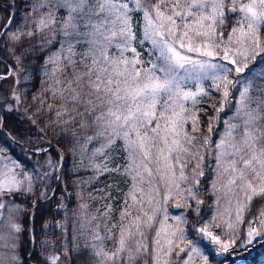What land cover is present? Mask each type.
I'll return each mask as SVG.
<instances>
[{
    "label": "snow or ice",
    "instance_id": "1",
    "mask_svg": "<svg viewBox=\"0 0 264 264\" xmlns=\"http://www.w3.org/2000/svg\"><path fill=\"white\" fill-rule=\"evenodd\" d=\"M60 10L66 16H58ZM226 10L232 26L225 39ZM32 11L33 30L12 33L10 39L38 35L47 46L59 44L46 60L51 67L44 75L51 84L45 91L54 101L46 107L52 123L79 145L80 166L96 173L83 183L120 171L108 166L117 141L126 153L123 175L131 186L119 222L108 223L111 204L99 218L86 220L97 264H148L149 257L152 264H172L174 251L186 253L182 264H209L200 244L187 238V218L172 216L169 224L167 213L168 201L180 195L184 203L175 207L194 203L192 211L199 216L206 154L214 156L210 191L217 206L208 224L223 225L225 238L208 224H193V233L221 255L264 240V204L250 218L244 237L239 235L253 200L264 199V0H37ZM213 92L219 94V106L207 105L216 113L207 118L209 135L197 137L203 102ZM225 108L232 115L214 143L210 134ZM62 161L60 154L55 165L47 163L58 170ZM48 178L47 172L32 175L19 162L0 159V264H20L23 232L19 206L4 198L30 193ZM80 208L83 213L88 205ZM105 241H113L114 251ZM47 259L61 264L60 255Z\"/></svg>",
    "mask_w": 264,
    "mask_h": 264
},
{
    "label": "trees",
    "instance_id": "2",
    "mask_svg": "<svg viewBox=\"0 0 264 264\" xmlns=\"http://www.w3.org/2000/svg\"><path fill=\"white\" fill-rule=\"evenodd\" d=\"M36 2L37 0H0V4L10 9L13 14L8 30L0 38V60L6 62L12 68V75L5 80H0V91L2 96H6V93L8 96L9 90L14 88L13 91L20 95L18 103H12L13 109L10 112L5 113L0 110L3 115L0 143L5 147L9 142V138L19 143L25 142L23 145L25 148L11 143L12 148L9 147V152L12 154H15L14 149L27 153L30 148L36 147L38 143V148L55 147L58 152L51 149L46 154L32 157L39 161L43 160L44 155L49 154L57 159L60 153L64 158V166L59 176L58 189L54 198L35 210L31 222L30 212L33 210V202L35 201V205H38L43 199L37 196L38 193H35L31 199L24 201L27 212L22 220L24 230L20 238L19 257L23 260V264H26L25 259L30 252L31 242L35 243L36 248L43 224L62 220L63 227L59 234L55 233L54 236H49L53 243V250L61 257V264H97V258L93 255L90 247L91 244L95 243L89 238L92 226L88 225L86 220L92 216L99 218L101 213L105 211L104 206L107 204L112 205V220L115 218L116 213L113 212V207L115 206L119 210L120 205L118 202L112 203L116 198L115 190L111 191L110 195L108 192L109 186H107L110 183L112 186L114 183L113 174L106 172L92 179L89 183H83V181L96 176V173L91 168L80 166L79 145L73 142L70 134L65 133L61 127L52 123L53 113L47 111V104H53L54 101L50 94L45 91L47 78L44 72L48 68L46 60L52 52L58 50L59 44L54 42L53 45L47 46L38 35L31 38L22 36L18 42L13 41L9 37V33L33 30L31 20L35 13L32 11V6ZM0 16L1 32L10 15L0 8ZM58 16H61V14H58ZM58 40L59 37H57ZM17 57L20 58V63H17ZM0 71L4 75L7 74V69L2 62H0ZM18 80L20 81L19 83H17ZM4 84H10L11 88L2 92ZM41 100L44 101L43 106L41 105ZM204 107L203 103L201 111L205 110L204 113H206V108L208 107ZM92 147L93 145H89V151H91ZM114 156H117L116 163H119L121 160L119 158V149L113 151L111 158ZM19 160L21 163L24 161L22 158H19ZM83 163L87 164L88 161L85 159ZM109 163L110 161H108V166L111 167ZM25 165L28 166V164ZM50 186V183L47 184V188L52 187ZM39 189L37 187V190ZM116 195L122 197V191ZM59 198L62 207L59 206L60 211L58 210L59 213H56L54 208L57 207ZM81 204L88 205L87 210L83 213L80 208ZM82 216L84 220H82ZM113 222H116V220ZM82 223L83 226H81ZM30 234L33 237L31 242ZM107 243L108 241H105V244ZM65 246L67 250L66 256L64 255ZM35 248L30 257L31 262L33 264H45L38 259ZM241 264H264V241L257 244Z\"/></svg>",
    "mask_w": 264,
    "mask_h": 264
},
{
    "label": "rangeland",
    "instance_id": "3",
    "mask_svg": "<svg viewBox=\"0 0 264 264\" xmlns=\"http://www.w3.org/2000/svg\"><path fill=\"white\" fill-rule=\"evenodd\" d=\"M59 12H61V13H59ZM59 12L57 13V15L61 14V16H66L65 10H60ZM226 16L228 17V19L226 21V25L224 28L225 39L227 38L228 33L231 31V26H232L231 17L228 16L227 10H226ZM142 23H143V21L141 19L140 24H142ZM1 27L2 26H1V16H0V28ZM136 31H137V39H139L140 38V25H136ZM10 36H11V34L9 33V37ZM143 47L145 49L144 58H147L146 50L149 47V45L147 43H145V45ZM139 50L140 49L138 48V51ZM50 67L51 66L48 65L47 69H49ZM0 76H5L2 71H0ZM50 84H51V81H49L47 79V88L49 87ZM206 86H207V82H206ZM10 88H11L10 84H4L3 88H2V92H5L7 89L9 90ZM13 89L9 90L8 96H7V93H6V96H2L1 91H0V110L5 112V113L10 112L11 109H13V105H12L13 101L11 100V98L14 95H16L15 94L16 92L13 91ZM218 102H219V94L213 92L212 99L206 100L203 102L205 105L204 108H206L207 105H210L212 103H216L217 106H219ZM204 111L203 112L200 111L199 132L193 133V135H195L197 137L203 136V135H209V133L207 132V127H208L207 118L210 116L216 115V113L211 108H206V113H204ZM231 115H232V113L227 108H225V112H221L219 114L220 120L213 126V132L210 134L211 139L214 143L219 140L220 135L224 132V129H225L224 121L226 119H228ZM191 127H192L191 124H189L187 126V131L190 133H191ZM21 143H22V145H24L25 142L24 143L21 142ZM38 145H39V143L36 145V147L30 148L27 153L20 152V151L14 149L15 154H12L9 152V147L12 148L10 141L8 142V144H6V146H5L6 148L3 147V145L0 143V159L4 160L6 162V161H8L9 158H11V159L19 162V164L23 166L24 171L29 173V174H32V175H35L36 172H41V173L47 172V173H49L48 182L47 183H44V182L36 183L34 185L32 192H30V193L29 192L15 193L11 197H5L4 198L5 200L10 199L13 205L19 206V217H18L17 222L22 225L23 230H24V227L22 224V220L24 219V215L27 212L26 206L24 205V201L27 199H31L35 193H38L37 196L43 199L42 202L38 205H35V201L33 202L34 203L33 208H35L37 206L36 209H38L42 204L48 203L52 198H54V196L57 192V190H56L55 194L49 200H47L51 196L52 191L54 189L53 182L56 179V173H57V170L49 168V165L47 162L49 160H51L53 162V164L55 165L56 162L60 159V156H59V158L55 159V158H53V156L48 154V155H44L43 160L38 161V160L34 159L32 156L43 155V154H46L47 152H49L51 150V149L47 150V148H38L39 147ZM116 149H119V152H120L119 158H121V160L119 161V163H116L117 156H114L113 158L110 157L109 158V161H110L109 164L111 165L110 168H119L120 171L119 172H116V171L110 172V174H113L112 176L114 179V183L112 184V186H111V183H110V185L108 184L107 186H109L108 192L110 195H111V191L115 190L116 198L113 200L112 203L118 202L120 207H119V210H117L115 206L113 207V212L116 213V216L113 220H112V216H111V219L108 221L109 224H111L115 220H116V222H113V223L119 222L120 212H121V209L124 205L125 194L129 191V188L131 186L130 178L123 175V168L126 164V153L123 149L122 142L117 141ZM19 158H22L24 161L21 163ZM100 159H102V158H100ZM100 159H98L97 162H100ZM63 161H64V158H63ZM214 163H215L214 156H209L206 154L205 160H204V173H205V175L203 178H201L202 192L205 193L202 195L201 198L204 200V204H202L200 206L199 216L194 215V213L192 211V208H195L194 203L192 204V208H188V207L177 208V207H175V204L177 202H179L181 204L184 203V197L180 196V195H174L173 198L170 199L168 201V204H167V213L170 217L168 223L169 224L173 223V221L171 220L172 216L181 215V216L186 217L188 223L184 226V228H185V232L187 234V238H188V240H191L193 243H199L200 244L201 250L204 251L206 255H208L209 264H241L247 258L249 253L256 247V245L261 243V241L252 244L247 249L235 248V249L230 250L231 254L221 255V254H218V250L216 249L215 245L210 244L208 242V240H206V239H202L201 235L199 234L198 231L195 233H193V231H192L193 224H195L197 228L203 227L205 224H208L209 221H212L213 216L216 215V207L217 206L215 204V198L213 197V195L210 191V183H211V178H212L211 169H212ZM25 164H28V166ZM63 166H64V164H63ZM191 168H192V165L190 164L188 166V168L186 169V172H190ZM62 169H63V167H62ZM59 176H60V174H59ZM59 176H58L57 184L59 181ZM49 183L51 184V186L53 188L51 186H50L51 188H49V187L47 188V184H49ZM54 186H55V182H54ZM37 187L40 189L42 187V190L41 191H40V189L37 190ZM57 189H58V186H57ZM120 191H122V194H123L122 197L121 196L119 197L116 195L117 193H120ZM45 200H47V201H45ZM262 204H264V199H260V198L254 199L252 202V205H251V210L245 213L244 223L241 225V227L239 229V235H240L241 239L245 235L246 226L248 225L250 218L255 217V214L257 213V211L261 210ZM59 206L62 207V203L60 201V198H59V201L57 203V207L54 208L56 213H59V211H60ZM30 217H31V212H30ZM160 218L161 217L158 216L157 221ZM31 220H32V218H31ZM95 223L96 222L93 221L92 225H94ZM217 223H219V221H217ZM62 227H63L62 220H57L56 222H52V223H49V222L44 223L40 229L36 248H35V243L33 242L34 243L33 244V250L35 248V252L38 256V259L43 261L45 264H49V261L47 259L49 256L58 255L53 250L54 249L53 243L49 239V236H54L55 233L59 234ZM156 227H158V224H154L153 229L149 233V250L150 251H151V238L155 234ZM208 227L211 231H213V233L215 235H221L223 225H221V228H215L212 224H208ZM113 231L115 233L117 231V229H114ZM101 234H103V232H101ZM224 238L225 237L223 235H221V239L223 240ZM262 241H264V240H262ZM237 243H239V241H237ZM105 246H106L108 251H110V252L114 251L113 241H108V243L105 244ZM19 247H20V243H19V246L17 249V255H18L20 264H23V260L19 257V249H20ZM181 247H183V245H181ZM177 251H178V249H177ZM186 258H187L186 253H180L179 256H177L176 252L174 251L173 256H172V264H182V261L185 260ZM148 264H152V260L150 257L148 258ZM197 264H200L199 260L197 261Z\"/></svg>",
    "mask_w": 264,
    "mask_h": 264
},
{
    "label": "water",
    "instance_id": "4",
    "mask_svg": "<svg viewBox=\"0 0 264 264\" xmlns=\"http://www.w3.org/2000/svg\"><path fill=\"white\" fill-rule=\"evenodd\" d=\"M0 8H2L3 10L7 11V12L10 14V18H9V20H8V22H7L6 26H5V28L0 32V37H1V36H3L4 33L7 31L8 27H9L11 21H12L13 14H12V12H11L10 10H8V9L5 8V7H3L2 5H0ZM228 15L231 16L230 13H228ZM2 63L8 68V75H7V76H0V80H3V79H5V78L9 77V76L11 75V72H12V69H11L6 63H4V62H2ZM13 99H14V96H13ZM15 101H16V100H15ZM16 102H17V101H16ZM10 140H11V139H10ZM11 141H12L14 144H16V145H18V146L24 148V146L21 145V144H19L18 142L13 141V140H11ZM51 149H54V150H56V151L58 152V150H57L55 147H52ZM47 150H48V149H47ZM47 150H46V151H47ZM59 154H60V153H59ZM63 164H64V161H62V165H61V166L59 167V169L57 170V173H56V179H55V186H54V189H53V191H52L51 196H50L47 200H49V199L55 194V192H56V190H57V186H58V184H57V180H58V178H57V177L59 176V174H60V172H61V170H62ZM47 200H45V201H47ZM45 201H44V202H45ZM36 207H37V206H36ZM36 207L33 208L32 212H31L30 220H31V218H32V215H33V213H34ZM30 222H31V221H30ZM31 236H32V235H31ZM32 252H33V242H31V249H30V252H29L28 256L26 257V263H27V264H33V263H31V261H30V257H31V255H32Z\"/></svg>",
    "mask_w": 264,
    "mask_h": 264
}]
</instances>
